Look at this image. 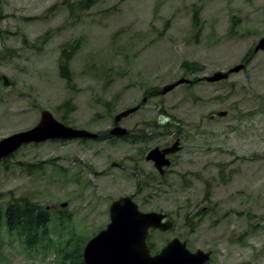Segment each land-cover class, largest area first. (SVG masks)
I'll return each instance as SVG.
<instances>
[{
    "label": "rangeland",
    "instance_id": "rangeland-1",
    "mask_svg": "<svg viewBox=\"0 0 264 264\" xmlns=\"http://www.w3.org/2000/svg\"><path fill=\"white\" fill-rule=\"evenodd\" d=\"M80 1L0 2V140L36 126L44 110L103 136L26 145L0 164V264L83 263L125 195L174 219L152 238L157 249L177 237L211 252L208 264H264V52L255 53L264 0H95L71 12ZM64 47L75 49L71 84L59 70ZM241 64L227 80L157 94ZM138 105L120 125L146 141L108 138L115 116ZM177 138L182 149L160 175L146 156ZM13 197L49 208L39 244L8 230Z\"/></svg>",
    "mask_w": 264,
    "mask_h": 264
},
{
    "label": "water",
    "instance_id": "water-1",
    "mask_svg": "<svg viewBox=\"0 0 264 264\" xmlns=\"http://www.w3.org/2000/svg\"><path fill=\"white\" fill-rule=\"evenodd\" d=\"M259 51L264 52V38L259 41L255 48V53ZM243 68L244 65H237L226 72L218 71L211 76H204L198 80L199 82L218 83L227 80L232 74L240 72ZM3 79L4 85L9 86L10 83L7 78L4 77ZM192 83L193 80L181 78L166 85L157 94L164 96L180 85H190ZM146 101L145 98L143 103ZM140 108L141 105H138L117 114L114 118V127L109 134L121 138L128 136L130 131L122 127L120 123L139 111ZM218 115L223 117L227 115V112ZM98 138V133L67 126L58 121L50 111L44 110L36 126L0 140V162L15 154L23 146L30 144L52 140H97ZM181 149V140L177 138L168 147H156L150 150L146 160L154 164L160 175H164L166 168H169L172 164L170 157L181 151ZM67 206V203L61 204V208ZM166 217L165 214L158 212L146 213L140 211L133 196L125 195L114 200L110 207V223L104 230H101L94 238L90 239L84 248V264H208L211 261V252L201 249L191 252L187 247V243L179 238L171 240L160 254L151 255L147 242L151 230L168 231L173 227L172 221L163 223Z\"/></svg>",
    "mask_w": 264,
    "mask_h": 264
},
{
    "label": "trees",
    "instance_id": "trees-1",
    "mask_svg": "<svg viewBox=\"0 0 264 264\" xmlns=\"http://www.w3.org/2000/svg\"><path fill=\"white\" fill-rule=\"evenodd\" d=\"M94 4L95 0H82L71 6V12H73L74 8H77L80 11H86L89 8L93 7ZM194 20L196 21V23L198 22V13H195ZM67 47H64V49L61 51L59 60V70L61 76L67 81L68 84H71L72 76L70 73L69 62L75 52V49H73L72 47H69L68 49ZM184 68L189 73H197L202 70L201 67L195 64H186ZM197 81L198 79L193 80V82ZM174 126L176 125H172V123H167L163 126V128L169 129ZM154 128H157V126H154ZM151 129H153V127ZM139 135L140 134L134 136L131 133L121 139L135 142H141V139L143 141H146V136L140 137ZM110 136L111 135L109 134L108 138H110ZM111 137L114 138V136ZM102 138L103 136L99 134V138L97 140H101ZM149 140L150 139H148V141ZM47 209L48 208H44L39 204L32 202V200L29 198L13 197L11 202L6 206V209L3 213V218L5 219V224L8 230L12 233H18L24 239L25 244L28 247H32L39 244V242H41L48 235V225L51 221V214ZM82 256L83 255H80L79 257L81 258ZM70 259V256L65 258L67 262ZM80 264H84V262H81Z\"/></svg>",
    "mask_w": 264,
    "mask_h": 264
},
{
    "label": "flooded vegetation",
    "instance_id": "flooded-vegetation-1",
    "mask_svg": "<svg viewBox=\"0 0 264 264\" xmlns=\"http://www.w3.org/2000/svg\"><path fill=\"white\" fill-rule=\"evenodd\" d=\"M24 147V146H23ZM14 155V154H13ZM10 157H12V155L10 156ZM10 157H8V158H6V159H4L2 162H0V164L1 163H4L7 159H9ZM147 161V160H146ZM147 162H149V161H147ZM154 165V164H153ZM155 167V166H154ZM134 199V198H133ZM135 201V200H134ZM138 205V204H137ZM139 206V205H138ZM111 207V206H110ZM49 209V208H48ZM139 210L140 211H142V209L140 208V206H139ZM142 212H146V211H142ZM150 212H158V213H162V214H165L167 217L163 220V223H165V222H167V221H172L173 222V227H172V229H170V230H168V231H162V230H151V235H150V237L148 238V240H147V242H148V245H149V247H150V250H151V255H153V256H155V255H157V254H160L161 253V251L163 250V248L171 241V240H173V239H171V240H169V241H167V242H162V245H161V247L159 248V249H157V246L154 244V243H152V238L154 237V235H155V233H162V234H164V233H168V232H170V231H172L174 228H175V221H174V219L170 216V214H167V213H164V212H162V211H150ZM146 213H148V212H146ZM109 215H110V209H109ZM110 223V222H109ZM175 238H177V237H175ZM182 241V240H181ZM184 242V241H183ZM166 243V244H165ZM188 247V246H187ZM189 249V248H188ZM190 250V249H189ZM191 251V250H190ZM192 252V251H191ZM212 254V253H211ZM212 256V255H211ZM212 259V258H211Z\"/></svg>",
    "mask_w": 264,
    "mask_h": 264
}]
</instances>
